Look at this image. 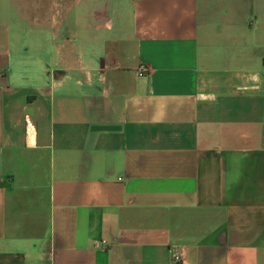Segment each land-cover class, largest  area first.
Returning <instances> with one entry per match:
<instances>
[{"label": "crops", "instance_id": "obj_1", "mask_svg": "<svg viewBox=\"0 0 264 264\" xmlns=\"http://www.w3.org/2000/svg\"><path fill=\"white\" fill-rule=\"evenodd\" d=\"M0 264H264V0H0Z\"/></svg>", "mask_w": 264, "mask_h": 264}, {"label": "built area", "instance_id": "obj_2", "mask_svg": "<svg viewBox=\"0 0 264 264\" xmlns=\"http://www.w3.org/2000/svg\"><path fill=\"white\" fill-rule=\"evenodd\" d=\"M148 71H149V68L146 65H140L136 70V74L139 77H142V76L146 75L148 73Z\"/></svg>", "mask_w": 264, "mask_h": 264}]
</instances>
